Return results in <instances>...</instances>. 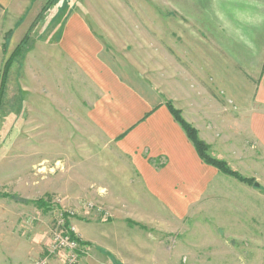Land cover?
<instances>
[{"label":"rangeland","instance_id":"obj_1","mask_svg":"<svg viewBox=\"0 0 264 264\" xmlns=\"http://www.w3.org/2000/svg\"><path fill=\"white\" fill-rule=\"evenodd\" d=\"M34 18L15 48L9 45L12 32L3 39L0 77L8 61L9 66L3 87L0 80V264H38L62 211L70 213V228L81 240L94 222L108 228L126 222L136 228L161 221L159 239L156 235L131 246L122 263L104 256L108 264H262L247 261L254 256L220 262L217 245L202 246V224L217 228L226 216L221 207H233L234 193H245L239 179L217 167L219 175L204 200L187 209L186 199L178 197L175 215L162 201L158 216V200L140 189L130 157L119 152L122 139L88 117L90 97H99L98 90L77 66L76 56L57 45L67 28L91 29L98 41L95 52L116 74L129 75L155 100L171 102L201 138L187 117L197 113L195 103L215 112L222 108L219 103L234 110L231 95L238 87L249 93L247 83L256 93L264 78V51L258 48L263 44L255 39V34L264 35V0H45ZM223 26L228 45L241 43L247 61L241 58L240 69L228 58L225 69L217 68V52L210 45H216L213 34ZM222 98L228 99L222 103ZM203 141L211 156L224 160L217 156L218 146L213 150ZM224 161L234 170L232 162ZM223 189L231 198L222 197ZM39 199L50 208L37 206ZM145 231L154 235V230ZM191 232L198 238L190 241ZM141 244L144 255L137 253ZM89 251L79 264H90Z\"/></svg>","mask_w":264,"mask_h":264},{"label":"crops","instance_id":"obj_2","mask_svg":"<svg viewBox=\"0 0 264 264\" xmlns=\"http://www.w3.org/2000/svg\"><path fill=\"white\" fill-rule=\"evenodd\" d=\"M44 2L45 0H0V71L6 32H12L9 45L13 49L28 32ZM81 27L84 28V25ZM213 36L216 37L212 39L216 45L210 46L217 52V57L214 58L217 68L225 69L226 61L229 60L233 68L238 65L240 69L241 58L243 62L247 61L241 56V43L238 48L236 45H228L224 26ZM236 36L239 39L242 37L240 32H236ZM257 38L263 44L258 48L264 51V35L255 34V39ZM97 45L98 41L89 28L65 29L57 45L59 50H66L68 54L76 56L77 66L85 71L87 79L98 90L99 97H90L92 104L88 112L89 119L107 133L118 135V138L124 134L119 138L122 139L118 146L119 152L130 157L131 165L138 173L136 180L140 189L158 200V206L154 209L159 217L162 213V201L166 203L168 212L175 215L179 211L178 197L186 199L187 209L198 199L204 200L210 192L211 184L219 175L218 170L205 164L199 157L193 143L168 109L166 101L155 100L153 95L147 94L131 81L129 75L116 74L109 62L95 52ZM247 51L251 52V49ZM262 79L258 88L256 87V93H253L252 87L247 83L244 85L249 93H243L238 87L231 95L234 110L226 109L219 103L222 108L219 107L215 112L207 110L204 104L201 106L200 103H195L197 113L187 115L198 128L201 138L213 146V150L218 146L219 158L232 162L234 170L247 178L255 179V184L259 183L256 186L238 181L245 193H234L233 207L224 205L225 207H221L223 211L219 209L221 215L226 214L224 222L217 225V228L202 224V246H208L209 243L217 245V261L220 262L243 261L247 256H254L247 261L264 264V190L259 189L264 183V78ZM0 80L2 81V76ZM185 88L183 87L184 91L188 87ZM227 99L219 101L223 103ZM147 114L149 115L146 116ZM162 163L163 166H159ZM130 177L126 181H131ZM222 178L225 181V175ZM220 192L222 197L231 198L224 189ZM218 219L222 217L219 216ZM156 222L152 225L138 223L136 228L126 222L115 228L94 222L89 233L84 231L89 238L81 237L84 242H90L86 244L91 250L87 254L91 258L89 263L108 264L104 256L110 260L117 259L120 263L128 260L125 255L131 252V246H139L143 241L145 243L148 237L155 238L157 235L160 238L161 221ZM146 227L154 230V235L147 234ZM188 238L190 241L194 240L198 238V234L191 232ZM141 245L143 248L138 249L137 253L144 255L145 244ZM190 250L189 253H195L194 249Z\"/></svg>","mask_w":264,"mask_h":264},{"label":"trees","instance_id":"obj_3","mask_svg":"<svg viewBox=\"0 0 264 264\" xmlns=\"http://www.w3.org/2000/svg\"><path fill=\"white\" fill-rule=\"evenodd\" d=\"M28 37L29 36L27 35L25 37V39L23 40V42L17 47L15 54L20 50L22 45L28 41ZM8 66H9V61L6 64L5 71H4L3 76H2L1 87H3L5 75L8 71ZM1 91H2V88H1ZM0 99H1V92H0ZM166 105H167L168 109L170 110L171 114L173 115L174 119L183 128V130L187 134L189 140L193 143L199 157L206 164L217 167L220 171H222L228 175H231V176L239 179L240 181H243V182H246L249 184H255L254 179L242 176L240 173H238L237 171L230 168L226 161L211 156L209 153V145L206 144L199 137L197 130L183 118V116L181 115V112L177 108H175L171 102H166ZM148 115L149 114H147L146 116H148ZM123 135L124 134H122L119 138H122ZM12 197H14L15 199H18L15 196H12ZM35 204L39 207H45V208H50V206H51L43 199L36 200ZM61 213L63 214V217L65 218V221H66V225L68 226L69 225V213H67L66 211H62ZM71 236L73 238L77 239L81 245L87 244V242H84L83 240H81L74 232L71 233Z\"/></svg>","mask_w":264,"mask_h":264},{"label":"built area","instance_id":"obj_4","mask_svg":"<svg viewBox=\"0 0 264 264\" xmlns=\"http://www.w3.org/2000/svg\"><path fill=\"white\" fill-rule=\"evenodd\" d=\"M72 232L74 230L70 228V224L66 225L65 218L61 213L58 227L53 232L52 240L40 257L38 264H51L52 261L57 259L60 264H79L81 255L86 253L87 246L81 245L77 239L73 238L71 236Z\"/></svg>","mask_w":264,"mask_h":264},{"label":"water","instance_id":"obj_5","mask_svg":"<svg viewBox=\"0 0 264 264\" xmlns=\"http://www.w3.org/2000/svg\"><path fill=\"white\" fill-rule=\"evenodd\" d=\"M255 185H256V186H259V183H256Z\"/></svg>","mask_w":264,"mask_h":264}]
</instances>
